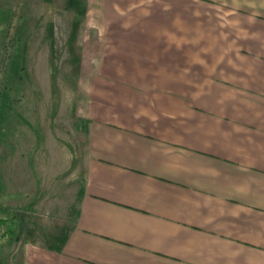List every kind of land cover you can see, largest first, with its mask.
Wrapping results in <instances>:
<instances>
[{
    "label": "crops",
    "instance_id": "1",
    "mask_svg": "<svg viewBox=\"0 0 264 264\" xmlns=\"http://www.w3.org/2000/svg\"><path fill=\"white\" fill-rule=\"evenodd\" d=\"M172 6L158 65L102 99L94 74L75 218L42 242L25 225V264H264V0ZM7 210L12 251L21 216Z\"/></svg>",
    "mask_w": 264,
    "mask_h": 264
},
{
    "label": "rangeland",
    "instance_id": "2",
    "mask_svg": "<svg viewBox=\"0 0 264 264\" xmlns=\"http://www.w3.org/2000/svg\"><path fill=\"white\" fill-rule=\"evenodd\" d=\"M173 1L0 0V205L6 217L7 209H19L21 231L31 230L26 238L42 242L45 232L73 222L88 157L94 74L96 99H102L106 91L99 89L110 79L140 77L141 65H158L162 39L155 35ZM166 56L171 60L161 65L188 64ZM17 177L21 192L14 197ZM7 229L0 222V264H12L18 245L16 239L9 251ZM19 250L14 264H25Z\"/></svg>",
    "mask_w": 264,
    "mask_h": 264
},
{
    "label": "water",
    "instance_id": "3",
    "mask_svg": "<svg viewBox=\"0 0 264 264\" xmlns=\"http://www.w3.org/2000/svg\"><path fill=\"white\" fill-rule=\"evenodd\" d=\"M21 244H22V239H20V240L18 241L17 248H16L15 252L11 255V262H12V264H14L13 257H14V255H15V253L20 249Z\"/></svg>",
    "mask_w": 264,
    "mask_h": 264
},
{
    "label": "trees",
    "instance_id": "4",
    "mask_svg": "<svg viewBox=\"0 0 264 264\" xmlns=\"http://www.w3.org/2000/svg\"><path fill=\"white\" fill-rule=\"evenodd\" d=\"M0 9H2V8L0 7ZM2 28H3V27H2ZM3 40H4V39H3ZM2 44H3V41H2ZM2 44H1V45H2ZM0 53H3V51H1V46H0ZM24 231H25V229H24V227H23V229H22V231H21V234H20V236L18 237V240L21 239V237H22Z\"/></svg>",
    "mask_w": 264,
    "mask_h": 264
}]
</instances>
